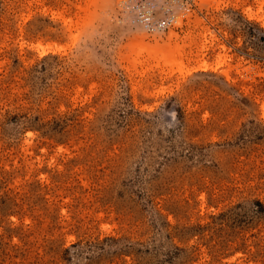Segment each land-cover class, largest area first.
<instances>
[{
  "label": "rangeland",
  "instance_id": "obj_1",
  "mask_svg": "<svg viewBox=\"0 0 264 264\" xmlns=\"http://www.w3.org/2000/svg\"><path fill=\"white\" fill-rule=\"evenodd\" d=\"M0 264H264V0H0Z\"/></svg>",
  "mask_w": 264,
  "mask_h": 264
},
{
  "label": "built area",
  "instance_id": "obj_2",
  "mask_svg": "<svg viewBox=\"0 0 264 264\" xmlns=\"http://www.w3.org/2000/svg\"><path fill=\"white\" fill-rule=\"evenodd\" d=\"M159 25L164 27L167 25V21H162Z\"/></svg>",
  "mask_w": 264,
  "mask_h": 264
}]
</instances>
